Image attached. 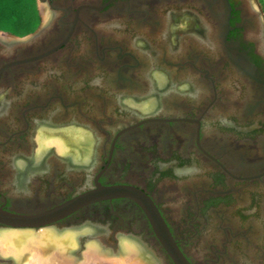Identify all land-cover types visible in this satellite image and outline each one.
Masks as SVG:
<instances>
[{
	"label": "flooded vegetation",
	"instance_id": "flooded-vegetation-1",
	"mask_svg": "<svg viewBox=\"0 0 264 264\" xmlns=\"http://www.w3.org/2000/svg\"><path fill=\"white\" fill-rule=\"evenodd\" d=\"M43 1L62 43L0 77V208L47 211L96 183L132 185L191 264H264V26L254 8ZM41 130L84 133L85 154H38ZM52 226L112 243L121 233L174 264L129 198L77 207Z\"/></svg>",
	"mask_w": 264,
	"mask_h": 264
},
{
	"label": "water",
	"instance_id": "water-1",
	"mask_svg": "<svg viewBox=\"0 0 264 264\" xmlns=\"http://www.w3.org/2000/svg\"><path fill=\"white\" fill-rule=\"evenodd\" d=\"M39 1L44 2L43 0ZM48 17L49 15L43 19L42 24L33 32L22 36H13L0 32V65L3 64L2 68L0 67V77L3 71L10 67L21 65L22 63L29 61H37L48 54L53 53L62 43V41L60 42V36L52 37L51 33L48 32ZM48 45H51V48L49 50H44L45 46ZM50 150V148L45 149L47 152ZM119 197L129 198L135 201L144 210L160 246L165 250L174 264H191L177 246L166 222L151 198L144 191L132 185H101L100 183H96V186L90 190L66 201L55 209L47 211L27 212L21 215L0 208V230H39L41 228H52L57 232H63V229L54 228L52 224L59 218L67 215L71 210L96 201ZM117 235V237H119L118 240L112 243L101 240L94 230H81L77 236L78 247L75 253L78 252L79 256H81L83 242L87 240H95L94 242H96L103 250L108 249L109 254L113 256L123 255L125 251L120 239L121 233H118ZM126 239L139 246V251L149 257V262L151 264H160L158 262V257H156L152 248L146 246L140 241L133 240L132 238L126 237ZM158 252L160 253V251ZM10 259L12 258L0 257V262L3 263Z\"/></svg>",
	"mask_w": 264,
	"mask_h": 264
},
{
	"label": "bare ground",
	"instance_id": "bare-ground-1",
	"mask_svg": "<svg viewBox=\"0 0 264 264\" xmlns=\"http://www.w3.org/2000/svg\"><path fill=\"white\" fill-rule=\"evenodd\" d=\"M84 136L80 131L55 133L41 130L37 136V153L54 146L57 152L72 154L78 159L86 151ZM66 232L68 230L61 233L52 228L0 230V255L12 258L16 264H151L149 257L126 238H120L125 251L123 255L113 256L108 249L103 250L91 240L82 255L77 257L74 250L78 247V233Z\"/></svg>",
	"mask_w": 264,
	"mask_h": 264
},
{
	"label": "rangeland",
	"instance_id": "rangeland-1",
	"mask_svg": "<svg viewBox=\"0 0 264 264\" xmlns=\"http://www.w3.org/2000/svg\"><path fill=\"white\" fill-rule=\"evenodd\" d=\"M17 3V6L9 10H6L7 8L5 9V7H1L0 5V32L13 36H22L33 32L39 26L42 18H46L47 8L44 2H40L39 0H17ZM244 3L247 7L254 8L255 12L258 14L264 26V0H244ZM29 6L31 13L28 8ZM28 12L29 15L27 14ZM87 229L89 228L63 229V231L68 230V232L66 233L76 235V233H79V231ZM121 238L126 237L122 235ZM88 241L91 240L83 242V248L81 249V253H83L84 249H86L85 245L88 243ZM74 251L76 252L77 248ZM76 255L77 257H79L78 252L76 253ZM146 257L148 258V256Z\"/></svg>",
	"mask_w": 264,
	"mask_h": 264
},
{
	"label": "trees",
	"instance_id": "trees-1",
	"mask_svg": "<svg viewBox=\"0 0 264 264\" xmlns=\"http://www.w3.org/2000/svg\"><path fill=\"white\" fill-rule=\"evenodd\" d=\"M1 7H5L6 10L13 9L15 6L18 5L17 0H0ZM30 10V6L28 7ZM28 10V11H29ZM31 13V10H30ZM29 15V12L27 13Z\"/></svg>",
	"mask_w": 264,
	"mask_h": 264
}]
</instances>
